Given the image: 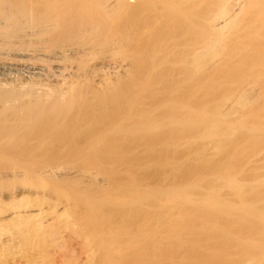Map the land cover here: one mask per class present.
Wrapping results in <instances>:
<instances>
[{"label": "rangeland", "instance_id": "1", "mask_svg": "<svg viewBox=\"0 0 264 264\" xmlns=\"http://www.w3.org/2000/svg\"><path fill=\"white\" fill-rule=\"evenodd\" d=\"M165 1L168 0H160V2L151 0V7L159 9L162 5L166 6L169 2L174 1L176 8L179 6L180 8L176 9L175 6L172 7L173 9L170 8L171 12H165L164 17H161L162 21H154L151 24V37L147 38V40L151 38V46L148 45V47L146 41L140 45V55L145 56H140L143 59L139 58V60L144 61L145 58V65L140 61L142 65L137 64L135 73L137 72L138 85L141 86L145 83L141 86L142 91L141 87L137 88L139 99L137 102L151 104V107L149 106L147 109L145 104L137 105L139 110L137 112L140 113V116L137 117L140 121L137 120L139 128L136 127V133L134 132L133 136L115 134V137L109 136L110 139L108 136V139L103 136L101 144H94L96 141L91 138L96 135L95 133L101 132L100 129L105 122L104 117L99 115L95 120L89 122L90 130L89 133H86L87 136L84 134V137H80L81 141L78 139L82 145L90 143L89 139L93 141L90 143L92 150L90 151L88 148L89 151H85L86 154L83 148V150L69 148L64 152L31 154L30 156L15 155L3 151L0 153V193L7 189L12 191L13 187V190H16L21 186L31 187L32 193H26L23 195L24 197L15 195L16 198L1 196L0 213H8L28 206L38 208V205H41L40 207H44L45 210L48 208L46 210L48 212L54 211V207L59 206L58 211L63 214L62 204L72 203L77 199L82 204L81 207L78 206L77 212L80 210L78 214L83 213L84 217L97 215L95 220L91 221L92 228H94L93 240L101 229L104 233L100 231L99 235H105H101L104 237V242L101 243L103 254L110 250V247L107 250L104 246L109 244L106 239L110 236L108 234L111 231L116 232V235L119 233L127 234V236L133 234V228L129 229V222L131 223L132 220V225L136 222L138 224L140 221V230L144 228V231H148V236L145 237L151 236L149 240L148 238L145 242L142 240L141 245L138 244L139 248L137 247L139 253L136 251L137 255L135 256L130 253L128 262L123 261L124 264H264V0H232L233 10L230 15L232 21L227 24L228 26L224 25V20L219 19L220 10L223 7L222 0H171L168 3ZM165 6L163 8L169 9L168 6ZM184 13L188 14L184 15ZM214 20H217L215 22L218 24L215 28L210 24ZM157 24L159 25L157 26ZM187 31L191 34H187ZM178 32L181 36L183 32V36L186 37H175L177 40L181 39L176 41L177 43L174 42V45L171 43L172 46H179L178 48L167 49L170 52L171 49H175L173 50L174 54L170 53L172 57L165 56L167 50L165 52L162 50L159 53L158 51L162 47L160 43L165 39H170V34L178 35ZM184 34H187L188 37ZM161 36L162 39L164 38L163 41ZM210 37L218 39L219 42L216 43L215 52L212 51L213 49L211 50L214 54L208 52V49H205L208 50L206 52L203 47ZM158 39L161 40L158 43L161 47L157 44ZM183 49V54L186 55H181ZM196 50L199 55L196 54ZM194 51L196 52L192 55L196 54L197 58L190 55V52ZM198 58L199 60H197ZM140 66L143 68L141 69ZM172 68L173 70H171ZM177 74H182V76L179 75L180 78L174 76ZM173 77L176 78L173 79ZM144 86L146 88H143ZM169 94L172 98L174 97V101ZM161 96L168 98L170 102L166 98L162 100L164 98ZM155 99H157L156 102ZM159 100L163 101V104H160ZM165 101L167 103H164ZM149 110L151 113H146ZM208 111L209 113H207ZM185 112L186 114L190 112L192 115L190 113V115H186ZM166 117L169 118V122ZM182 117L185 118V121ZM179 118H182L183 122L178 121L181 120ZM96 121L99 123L103 121V124L100 125ZM166 124L169 127L165 128ZM155 125L157 126L155 127ZM148 126L152 128L151 131ZM147 131H150L151 134H148ZM97 135L96 137L100 136ZM146 135L148 136L146 137ZM83 138H86V142ZM83 141L84 143H82ZM124 141L125 143H121ZM79 146L81 145H77V147ZM121 147H124L123 151L120 150ZM227 166L234 167V169ZM22 167L26 168L25 170L31 169L37 176L29 177L27 175V178L25 171L21 173L24 170ZM22 174L25 177H21ZM221 174H223V178ZM39 175L42 176L40 179ZM228 177L230 182L227 180ZM217 181L220 182L216 183ZM232 182L236 186H233L235 184ZM225 184H228L227 188ZM158 190L161 192L158 193ZM34 191H38V194ZM122 193L126 200L121 196ZM176 194L185 195V197L187 194L189 201ZM118 195L121 196H119L121 199L117 197ZM174 196H178V201ZM40 197L42 203L39 202ZM116 197L120 202L116 200ZM206 197L210 199H208L209 203ZM160 199L163 203L165 201V205L168 206L163 205L159 201ZM198 200L199 202H197ZM122 201L124 203H121ZM180 202L181 204H179ZM207 204L209 205L207 206ZM159 206L160 208H158ZM154 208L157 212L156 215H154ZM75 210L72 207L66 211L67 214H64V217L62 216L63 222L59 221L55 227L46 229L44 234L48 246L41 245L39 239H30L28 245L22 244L13 250L12 248L8 250L6 252L8 254L5 253L4 256H1L0 264H8L10 261L15 264H24L22 261L24 262L26 256L34 255L41 250L45 251L42 264H61L63 257L70 256L80 259L79 257L83 256L82 250H85V247L82 246L83 237L75 235L70 229L63 226L66 218L69 217V220L66 221H72ZM135 219H137L136 222ZM15 223L4 221L0 224V231L3 234L16 233L17 224ZM25 226L23 227L25 228ZM32 231L29 228L28 231L26 229L27 234ZM148 241L151 242L148 243ZM37 242L40 243L37 244ZM159 242H162L163 245ZM116 246L120 248L123 245L117 244ZM124 248L122 250L127 249ZM100 254H98V258ZM6 255L8 256L5 257ZM138 259L140 260L138 261ZM142 260L144 261L142 262ZM118 262V264L123 263Z\"/></svg>", "mask_w": 264, "mask_h": 264}, {"label": "bare ground", "instance_id": "2", "mask_svg": "<svg viewBox=\"0 0 264 264\" xmlns=\"http://www.w3.org/2000/svg\"><path fill=\"white\" fill-rule=\"evenodd\" d=\"M158 1L160 2V0H158ZM169 1H171V0H168L165 2L168 3ZM231 1L232 0H222L221 5H223V7H221V10L219 13V19L224 20V25H227V24L231 23V21H232V18H231L232 16H230V15L232 14L231 12L233 10V7H232L233 5H232ZM164 6L162 5V7L159 9H157L155 7H151V0H0V153H2L3 151H6V152H9L11 154L14 153L15 155L30 156L31 154L41 155V154H45V153H56V152H62V151L64 152V150H66V149L69 150V148L75 149V150H77V148H78V150L84 149V152L85 151L87 152V150L89 151L88 148H90V146H92V144H90L91 142H93L91 139H94L96 141V142L94 141L95 142L94 144H96V143L101 144V137H103V136L106 137V139H108L109 136L115 137V134L116 135L120 134L122 136H125V135L129 136V134H130L133 136V134L136 133L135 131H137V129H136V127L138 125L137 120L139 118L137 116H140L139 115L140 113H138L139 110L137 109V105L142 106V104L143 105L145 104V105H147V109H149L148 107L151 105V104L150 105L146 104L142 100H141L143 102L142 104L138 103L139 99L137 96V90H138L137 88L143 86V84L145 83V82L144 83L142 82L143 84L141 83L142 84L141 86H140V84L138 85V79L136 78L137 72L135 73V71H137V69L135 70V68H137L136 67L137 64L142 65L140 63L141 60H139V58L143 59L142 57L145 56V55H143V56L140 55L141 54L139 52L140 51V45L144 44L143 42L146 41L147 42L146 45L151 46V38L149 40H147L148 37H151L150 36L151 29H152L151 24L154 21L155 22L156 21H162L161 19L164 17V13L168 12V11L171 12V9L174 8L175 3L173 1V2H169L168 4H166L165 7L168 6L169 9L163 8ZM175 8H176V6H175ZM178 8H180V6ZM178 8H176V9H178ZM158 10L160 11V13ZM234 10H235V8H234ZM161 12L163 15L161 14ZM176 12H177V10H176ZM179 12H182V11H179ZM185 12H186V10H185ZM186 14H188V13H186ZM186 14L184 13V15H186ZM181 17L184 18L183 16H181ZM215 21H217V20L210 22V24L212 25L213 28L218 26L217 22H215ZM188 22L190 23V21H188ZM169 23H171V22H169ZM158 25L159 24H157V26ZM155 29H156V27H155ZM208 29H210V28H208ZM224 29H226V28H224ZM184 30H186V29H184ZM187 32H188L187 34H189V35L191 34L189 31H187ZM174 34L173 35L170 34V39L164 40L167 42H164L163 41L164 38L162 39L163 35L161 36V39L163 42H161L160 45L162 47L159 46L158 43L161 40L158 39L157 44L159 47H161L160 48L161 50L158 51L159 53L162 50H163V52H165L169 48H173V47L178 48L179 47L176 45V43H177L176 41H179V39L182 38L183 32H182V36L180 33L176 36H174ZM187 34H184V35H187ZM178 36L179 37L181 36V38H179L177 40ZM164 37H165V34H164ZM167 37L169 38V36H167ZM175 37H177V38H175ZM187 37H188V35H187ZM210 38L207 39V42L204 41V42H206V44L204 43L205 45L203 46V47H205L204 50L205 49L209 50V51L207 50L208 52L214 51L216 49L215 46H217L216 43L217 44L219 43L218 39H216L214 37L211 39ZM174 42H176L175 43L176 46L171 45V43H173V45H174ZM162 48H164L165 50ZM169 50H167L165 52V54H166L165 56L170 55L169 58H171L172 56L170 53L171 52L173 53V50H175V49H171V52ZM196 51L190 52V55H192V53H195ZM198 51L196 52V54L199 53ZM181 52H182V54L180 53L181 55H186V54H183L184 49ZM214 52H212V53L214 54ZM174 53H175V51H174ZM177 53H178V51L176 52V54ZM185 53H187V52H185ZM149 54L151 56V52ZM161 54H160V57H161ZM196 54L192 55L193 58L194 57L197 58ZM190 55H188V56H190ZM140 56H142V57H140ZM192 56H190V57H192ZM162 58H164V57H162ZM197 60H199V58ZM144 61H145V58H144ZM144 61H141L144 63L143 65H145ZM146 63H147V61H146ZM149 65L152 67V65L150 63H149ZM147 67H148V65H147ZM151 67H150V69H151ZM142 68L143 67H141V69ZM195 68H196V66H195ZM199 68H200V66H199ZM138 70H140V69H138ZM171 70H173V68ZM179 75L177 74L174 76L177 77ZM180 76H182V74ZM180 76L178 78H180ZM188 76H189V74H188ZM176 77H173V79ZM156 81H158V80H156ZM182 81H183V79H182ZM139 83H140V81H139ZM149 83L151 84V82H149ZM166 83H167V81H166ZM155 85H157V84H155ZM165 85L167 86V84H165ZM148 87H149V84H148ZM143 88H146V87L144 86ZM167 88L169 89V87H167ZM140 90L142 91V87ZM147 91H149V90H147ZM156 96L158 97V95H156ZM169 96H170V94H169ZM141 97H139V98H141ZM166 97H168V96L166 95ZM170 97H168V98H170ZM162 98H164V97H162ZM165 98L162 100H165ZM168 98H166L167 101L169 100ZM157 99H155V102ZM172 99L174 101V97ZM159 101H160V104L163 102V101L161 102V100H159ZM149 102H150V100H149ZM169 102H170V100H169ZM164 103H167V102L165 101ZM179 103H181V102H179ZM158 104H159V102H158ZM177 106H179V105H177ZM156 108H157V106H156ZM173 108L175 109V107H173ZM185 108H186V106H185ZM186 109H188V107ZM186 109H183V110H186ZM150 110H151V108H150ZM150 110L146 111V113L150 114L151 113ZM176 110H178V109H176ZM180 111H182V110H180ZM144 112H145V110H144ZM198 112H199V110H198ZM137 113H138V115H137ZM171 113H173V112H171ZM207 113H209V111ZM213 113H214V111H213ZM168 114H170V113H168ZM184 114H186V112ZM188 114H186V115H188ZM190 114L192 115V113H190ZM198 114L200 115L201 112ZM99 115H102L104 117V120H105L104 124L102 123L104 120L101 123L96 121L100 125L103 124L102 129H100L101 132H98L99 131V129H98V131L96 130V132H98V133H95L96 135L99 134L100 136L96 137V135H95L92 137L90 135V137H92L91 139H89V141H91L90 143L83 144V145L80 144L81 142H79L78 139L81 141L82 138H80V137L86 133H89V130H90L89 129L90 128L89 122L92 120H95ZM142 115H144V114H142ZM142 115H141V117H142ZM146 115H148V114H146ZM186 115H184V116H186ZM210 115L212 117L211 112H210ZM204 116H206V115L204 114ZM188 117H190V116H188ZM192 117L194 118V116H192ZM160 118H162V117L160 116ZM182 118H179L181 120H178V121H182ZM166 119H167V117H166ZM174 119H177V118H174ZM183 119L185 121V118H183ZM148 120H149V118H148ZM164 120H165V118H164ZM168 120H169V118L167 119V121ZM201 120H202V118L200 119V121ZM138 121H140V119ZM154 121H156V120H154ZM150 122H152V121H150ZM165 122H166V120H165ZM168 122H167V124H168ZM197 122H199V121L197 120ZM188 123H190V122H188ZM193 123H194V119H193ZM167 124H166L165 128L169 127L168 125H170V124H168V125ZM181 124H183V123H181ZM184 124H185V122H184ZM150 125H151V123H150ZM157 125H155V127ZM162 126H163V124H162ZM176 126H179V125H176ZM155 127L153 126L154 129H155ZM137 128H139V127H137ZM149 128L151 131L152 128L151 127H149ZM158 128H159V126H158ZM171 130H169V131H171ZM150 131H147L148 134H151ZM143 132H145V131H143ZM159 132H162V131H159ZM175 133H176V131H175ZM84 136H87V134ZM107 136H108V138H107ZM136 136H137V134H136ZM147 136L148 135H146V137ZM209 136H211V135H209ZM90 137L88 136V138H90ZM138 137H140V136H138ZM85 139L86 138H83L84 141H85ZM126 139H127V137H126ZM128 139H130V138H128ZM103 140L105 141L104 138H103ZM123 140H124V138H123ZM84 141L82 143H84ZM132 142L134 144V140ZM121 143H125V141L121 142ZM77 145H81V146L77 147ZM122 148H124V147H121V149H120L121 151H123ZM132 148H133V146H132ZM147 148H149V147H147ZM91 150L92 149L90 148V151ZM125 150H127V149H125ZM86 152H85V154H86ZM117 152L119 153V151H117ZM120 153H124V152H120ZM34 155H32V156H34ZM96 155H97V153H96ZM232 165H234V164H232ZM201 166H203V165H201ZM227 167H229V166H227ZM18 168H21V167H18ZM23 168L24 167H22V169ZM229 168H231V167H229ZM232 168L234 169V167H232ZM22 169H21V171H22ZM25 169L26 168H24V170L21 173H23L25 171V173H26L25 176L27 178H28V176L34 177L36 175V173L33 172L31 169H29V170H28V168H27V170H25ZM228 170H227V172H228ZM13 171H14V169H13ZM21 173H20V175H21ZM12 174H13V172H12ZM185 175H187V174H185ZM222 175L223 174H221V176ZM224 175H226V174H224ZM23 176L24 175L22 174L21 177H23ZM41 177L39 175V179ZM215 178H217V177H215ZM222 178H223V176H222ZM42 179H44V178H42ZM224 179H226V178H224ZM28 180H30V179H28ZM33 180H34V178H33ZM227 180L230 182L229 177ZM236 181H238V180H236ZM218 182H220V181H217L216 183H218ZM229 182H228V184H229ZM232 183H234V182H232ZM232 183H231V185H232ZM227 185H226V188H227ZM132 186H134V185H132ZM222 186H224V185H222ZM233 186H236V184ZM13 188L11 189L12 191H10V190L8 191V189H7V191L5 190V192L0 193V199H2V197H4V196H6L8 198H13L15 195L16 196H21V195L23 196L26 193H28V194L32 193L31 187L21 186L19 188H16V190H13ZM171 188H172V186H171ZM149 189H150V187H149ZM128 190H127V192H128ZM129 191H131V190H129ZM133 191H135V190H133ZM34 192L38 194V191H34ZM147 192H149V191H147ZM160 192L161 191H159L158 193H160ZM124 193H122L121 196ZM128 193H126V194H128ZM164 193H165V191H164ZM169 194H171V193H169ZM187 194H188V192H187ZM187 194H186V197H185V195L184 196H180L178 194H176V195H178L180 197L187 198ZM171 195H174V194H171ZM171 195H170V198H171ZM181 195H183V194L181 193ZM119 196L120 195H118L117 197H119ZM178 196H174V198H177V201H178ZM114 197H115V195H114ZM117 197H116V200L118 201ZM120 197H119V199H121ZM131 197H133V196H131ZM189 197H190V195H189ZM14 198H16V197H14ZM89 198H91V197H89ZM123 198H125V197H123ZM167 198H168V196H167ZM170 198H168V199H170ZM39 199H40V201L38 199L37 200L40 203H42L41 197ZM112 199H115V198L112 197ZM208 199L209 198H207V200ZM122 200L124 201V199H122ZM125 200H126V198H125ZM131 200H132V198H131ZM187 200H188V198H187ZM209 200L207 201L208 203H209ZM71 201H72V199H71ZM117 201H115V202H117ZM123 201L121 203L126 202V201H124V202ZM159 201L161 202V199ZM64 202H66V201L64 200ZM118 202H120V200ZM197 202H199V200ZM161 203H163V202H161ZM165 203L166 202L164 201L163 205H165ZM211 203H213V202H211ZM78 204H80V205H78ZM149 204H150V202H149ZM179 204H181V202ZM189 204H190V202H189ZM81 205L82 204L77 199L73 200L72 203L71 202L63 203L62 208H61V211L63 214H61L58 211L59 206L54 207V211L48 212V211H46L48 208L45 210L44 207H40L41 205L40 206L38 205V208H35V207L32 208V207L28 206V207H24L22 209L16 208L17 210L12 211V212L9 211L8 213H0V224L4 223V221L5 222H13V223H15L16 221L18 222V223H15V224H17V226H16L17 232L16 233L3 234L0 231V259H1V256H4L5 253L8 250H10L11 248L13 250L14 248H17L22 244L28 245L30 239L31 240L39 239L41 241V245L48 246L49 244H48V241L45 237L46 235L44 234V232L46 231V229L48 230L50 228L55 227V225L59 221L63 222V219H64L63 215L64 214L66 215L67 214L66 211H68L72 207H73V210L76 209L74 211L75 214L74 213H73L74 215L72 214L73 215V217L71 219L72 221L68 222L66 220L67 219L69 220V217L66 218L63 226L67 229H70L75 235H80L83 237L84 240L82 241L83 242L82 246L85 247V250L84 249L82 250L83 256L82 257L80 256L79 257L80 259H74V258H71V256L68 258L63 257L61 264H116V263L118 264L119 263L118 261H121V262L127 261L128 262V260H129L128 255L130 253L134 256L137 255L136 253L139 251V250L137 251V247L139 248L138 244H140L142 242V240H144V242H145V240H147V238L149 240V238L151 237V236L145 237V236H148V234H147L148 231H146V230L144 231L143 230L144 228H142L140 230V228H139L140 221H139V223H138L139 225H138L136 222L137 219H135L136 224L134 223L132 225L131 223H133V220L132 221L130 220L131 223L129 222V227H130L129 229L132 230L131 228H133V230H132L133 234H130L129 236H127V234L126 235L123 234L125 236V238H124L122 233L118 232L119 234L116 235L115 234L116 232L114 233L113 231H111L112 233L110 232V234H108L110 236L108 237V239H106V241L109 242V244L106 242L109 246L107 244H105V246H104L107 250H108V247H110V250H108L107 253L103 254L104 252H102V250H101V249H103V245L101 243L104 242V237H102L101 235H104V234L99 235V232L101 231V229L96 234L95 240H93L94 228H92L91 221L93 219L95 220V217H97V215L95 217L89 216L90 214H89V210L87 208H86V210H88L87 212L89 215L86 212L85 213L89 217L82 216L83 213L81 215L78 214V212L80 210L77 212V209H78V206L81 207ZM118 205H120V204H118ZM174 205H175V203H174ZM208 205L209 204H207V206ZM92 208H94V207L92 206ZM155 208H154V210H155ZM158 208H160V206ZM176 208H177V206H176ZM96 209L98 210V208H96ZM161 209H163V208H161ZM161 209H160V211H162ZM49 210H52V209L49 208ZM100 210H101V208H100ZM164 210H166V209H164ZM168 211H166V212H168ZM155 213H157L156 210L154 212V215H156ZM160 214H161V212H160ZM164 215H165V213H164ZM167 218H168V216H167ZM149 220L151 221V219H149ZM23 221H24V223H23ZM145 222H143V223H145ZM159 222H160V219H159ZM167 222H168V220H167ZM125 224H127V223H125ZM96 225H97V223H96ZM142 225H141V227H142ZM23 226H25V228ZM28 228L30 230H33L32 232L28 233L29 235L26 233V229L28 231ZM134 229L136 230L135 232H134ZM150 229H151V226H150ZM130 230H128V231H130ZM152 231H153V229H152ZM101 232H103V231H101ZM149 233H150V231H149ZM154 240L156 241V239H154ZM93 242H94V244H92ZM150 242L151 241H148V243H150ZM39 243L40 242H37V244H39ZM159 243L162 244V242H159ZM117 244H120L123 246H120V248H119V246H116ZM128 246H130V247L128 248ZM123 248L124 249L127 248V249L122 250ZM99 253H101L100 254L101 257L99 255V258H98ZM6 254H8V253H6ZM44 255H45L44 250L38 251L34 255L26 256L24 262L22 261V263H24V264H42ZM7 256L8 255H6L5 257H7ZM138 256H139V254H138ZM124 259H126V260H124ZM135 260H137V259H135ZM139 260L140 259H138V261ZM143 261L144 260H142V262ZM132 262H133V260H132ZM8 264H15V262L12 263V261H10ZM122 264H124V262ZM128 264H131V263H128Z\"/></svg>", "mask_w": 264, "mask_h": 264}]
</instances>
